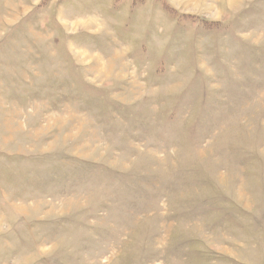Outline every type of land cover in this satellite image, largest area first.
<instances>
[{
  "label": "rangeland",
  "instance_id": "rangeland-1",
  "mask_svg": "<svg viewBox=\"0 0 264 264\" xmlns=\"http://www.w3.org/2000/svg\"><path fill=\"white\" fill-rule=\"evenodd\" d=\"M0 264H264V0H0Z\"/></svg>",
  "mask_w": 264,
  "mask_h": 264
}]
</instances>
